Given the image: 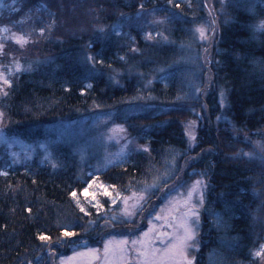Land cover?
Segmentation results:
<instances>
[{
	"label": "trees",
	"instance_id": "obj_1",
	"mask_svg": "<svg viewBox=\"0 0 264 264\" xmlns=\"http://www.w3.org/2000/svg\"><path fill=\"white\" fill-rule=\"evenodd\" d=\"M5 3L1 18L28 40L13 46L25 67L0 94L5 130L44 140L50 125L108 111L136 146L97 169L71 143L52 147L54 164L35 159L4 173L0 158V264H52V254L130 234L108 231L105 214L75 201L88 169L126 193L157 178H169L163 187L180 181L175 189L205 178L197 263L215 255L262 264L264 0ZM188 119L199 125L192 148Z\"/></svg>",
	"mask_w": 264,
	"mask_h": 264
},
{
	"label": "rangeland",
	"instance_id": "obj_2",
	"mask_svg": "<svg viewBox=\"0 0 264 264\" xmlns=\"http://www.w3.org/2000/svg\"><path fill=\"white\" fill-rule=\"evenodd\" d=\"M5 6V0H0V73L12 83L15 72L25 67L13 46H24L28 40L1 18L5 15ZM203 29L205 35L202 37L200 31L198 35L205 41L208 31ZM17 64L21 66L19 69ZM9 86L0 81V94H4ZM2 117L0 109V158L6 162L4 173L10 167L35 159L54 164L52 147L61 143H71L79 152L82 165L92 159L91 164L96 169L123 161L136 146L127 126L114 120V112H98L76 121L50 125L51 137L36 141L8 133ZM198 126L195 119L185 121L191 148L197 143ZM88 175L86 187L73 195L79 207L87 213L105 214L103 225L108 231L119 229L130 234L108 236L101 245L79 248L68 255L55 257L52 254V264H187L176 248L178 239L185 234L186 223L195 236L183 251L192 264H198L205 178H195L180 189L174 188L180 182L178 180L163 187L169 178H157L126 193L104 182L93 170L88 169ZM213 259V264H217L215 255Z\"/></svg>",
	"mask_w": 264,
	"mask_h": 264
},
{
	"label": "snow or ice",
	"instance_id": "obj_3",
	"mask_svg": "<svg viewBox=\"0 0 264 264\" xmlns=\"http://www.w3.org/2000/svg\"><path fill=\"white\" fill-rule=\"evenodd\" d=\"M7 29H5L6 31ZM256 30L264 31V21H261L258 25H256ZM43 31V29H41ZM201 36L205 35V30L203 28L199 29ZM21 66L17 64V68L19 69ZM0 81H3V84L10 85L11 81H9L3 73H0ZM6 94V93H5ZM261 151L264 152V145H261ZM252 155V154H248ZM75 195V193H73ZM195 214V213H193ZM184 235L178 239V244L176 245L177 252L180 256H182L186 261L187 264H192V260L187 259V256L184 253V249L188 247V241L193 239L195 236L194 231L192 230L189 224L184 225ZM43 239V237H41ZM257 256L264 255V245L261 246V250L256 253Z\"/></svg>",
	"mask_w": 264,
	"mask_h": 264
}]
</instances>
